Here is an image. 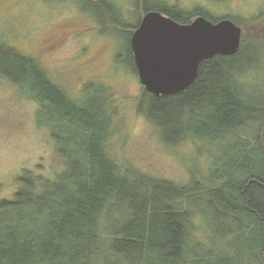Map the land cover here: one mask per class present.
Masks as SVG:
<instances>
[{
  "label": "trees",
  "instance_id": "1",
  "mask_svg": "<svg viewBox=\"0 0 264 264\" xmlns=\"http://www.w3.org/2000/svg\"><path fill=\"white\" fill-rule=\"evenodd\" d=\"M159 11L181 24L197 16L213 21L204 13ZM238 26V52L203 61L184 91L160 97L144 91L139 111L165 138L188 116L179 141L252 146L237 148L233 159L222 157L223 166L211 176L188 185L154 179L115 161L105 89L72 97L36 56L0 46V77L36 104L48 125L70 136L55 138L66 161L60 174L49 180L23 171L19 188L10 189L9 197L0 195V264H264V100L253 97L232 69L246 39L255 33L264 38V27ZM196 209L210 227L202 239L196 235ZM213 219L232 227L220 234Z\"/></svg>",
  "mask_w": 264,
  "mask_h": 264
},
{
  "label": "rangeland",
  "instance_id": "2",
  "mask_svg": "<svg viewBox=\"0 0 264 264\" xmlns=\"http://www.w3.org/2000/svg\"><path fill=\"white\" fill-rule=\"evenodd\" d=\"M161 8H174L181 14H209L212 22L231 18L243 30L250 24L264 27V0H0V46L36 56L50 79L72 97L105 89L113 121L109 150L120 166L179 185L199 183L223 166L222 157L233 159L238 156L237 148L248 150L252 146H237L232 140L179 141L188 116H183L186 120L180 126H172L167 139L139 111L145 104V90L136 73L130 37L143 14ZM67 32L70 39L60 42ZM255 34V38L246 39L245 49L232 61V69L250 87L253 97L264 100V38ZM36 111V104L0 77L3 197L10 196V189L19 188L23 171L50 180L66 167L60 157L62 146L55 138L70 136L53 129ZM242 132L249 134L248 130ZM193 211L199 229L196 235L202 239L210 227H206L200 209ZM219 221L213 219L215 230L227 233L231 224ZM246 223L237 224V229Z\"/></svg>",
  "mask_w": 264,
  "mask_h": 264
},
{
  "label": "water",
  "instance_id": "3",
  "mask_svg": "<svg viewBox=\"0 0 264 264\" xmlns=\"http://www.w3.org/2000/svg\"><path fill=\"white\" fill-rule=\"evenodd\" d=\"M240 44L241 28L230 19L197 16L181 24L160 11L146 12L130 37L139 82L154 97L184 91L203 61L233 56Z\"/></svg>",
  "mask_w": 264,
  "mask_h": 264
},
{
  "label": "flooded vegetation",
  "instance_id": "4",
  "mask_svg": "<svg viewBox=\"0 0 264 264\" xmlns=\"http://www.w3.org/2000/svg\"><path fill=\"white\" fill-rule=\"evenodd\" d=\"M143 15H144V14H143ZM193 19H194V18H193ZM193 19H192V20H193ZM192 20H191V21H192ZM191 21H190V22H191ZM68 36H69V37H68ZM70 36H71V35H70L69 32L65 33L64 35H62V36L60 37V42H65V41H67L68 39H70ZM58 38H59V37H58ZM56 44H59V43H56Z\"/></svg>",
  "mask_w": 264,
  "mask_h": 264
}]
</instances>
